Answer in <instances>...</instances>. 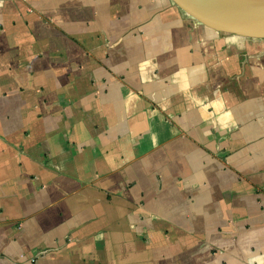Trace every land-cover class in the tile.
I'll use <instances>...</instances> for the list:
<instances>
[{
    "label": "crops",
    "instance_id": "crops-1",
    "mask_svg": "<svg viewBox=\"0 0 264 264\" xmlns=\"http://www.w3.org/2000/svg\"><path fill=\"white\" fill-rule=\"evenodd\" d=\"M0 264H264V35L0 0Z\"/></svg>",
    "mask_w": 264,
    "mask_h": 264
},
{
    "label": "water",
    "instance_id": "water-1",
    "mask_svg": "<svg viewBox=\"0 0 264 264\" xmlns=\"http://www.w3.org/2000/svg\"><path fill=\"white\" fill-rule=\"evenodd\" d=\"M217 29L264 35V0H173Z\"/></svg>",
    "mask_w": 264,
    "mask_h": 264
}]
</instances>
